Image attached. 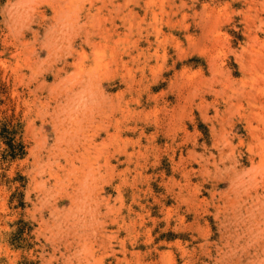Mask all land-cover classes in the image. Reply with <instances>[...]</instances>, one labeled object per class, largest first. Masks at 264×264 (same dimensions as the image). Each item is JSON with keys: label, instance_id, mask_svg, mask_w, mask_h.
<instances>
[{"label": "rangeland", "instance_id": "rangeland-1", "mask_svg": "<svg viewBox=\"0 0 264 264\" xmlns=\"http://www.w3.org/2000/svg\"><path fill=\"white\" fill-rule=\"evenodd\" d=\"M4 117L0 264H264V0H0Z\"/></svg>", "mask_w": 264, "mask_h": 264}, {"label": "trees", "instance_id": "trees-1", "mask_svg": "<svg viewBox=\"0 0 264 264\" xmlns=\"http://www.w3.org/2000/svg\"><path fill=\"white\" fill-rule=\"evenodd\" d=\"M20 123L14 122L13 118H0V142L5 141L7 147L5 149V157L23 158L26 154V145L23 140L18 138L20 133Z\"/></svg>", "mask_w": 264, "mask_h": 264}, {"label": "bare ground", "instance_id": "bare-ground-1", "mask_svg": "<svg viewBox=\"0 0 264 264\" xmlns=\"http://www.w3.org/2000/svg\"><path fill=\"white\" fill-rule=\"evenodd\" d=\"M118 6V5H117ZM261 161H262V159H261Z\"/></svg>", "mask_w": 264, "mask_h": 264}]
</instances>
